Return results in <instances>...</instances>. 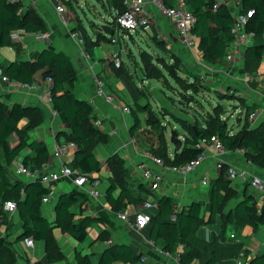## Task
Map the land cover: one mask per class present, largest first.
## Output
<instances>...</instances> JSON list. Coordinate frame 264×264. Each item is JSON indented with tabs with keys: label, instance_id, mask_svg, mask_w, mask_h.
I'll return each instance as SVG.
<instances>
[{
	"label": "trees",
	"instance_id": "trees-1",
	"mask_svg": "<svg viewBox=\"0 0 264 264\" xmlns=\"http://www.w3.org/2000/svg\"><path fill=\"white\" fill-rule=\"evenodd\" d=\"M64 3L71 0H63ZM124 0H108L111 20H106L107 27L112 30L111 37H107L100 27L96 33L88 34L83 22H77L73 33H78L86 51L93 48L98 42L109 41L116 33L115 12L124 10ZM171 6L173 0H162ZM106 3V2H105ZM187 9L194 15L196 21L191 30L192 36L198 41V48L204 53L208 62L216 63L220 60L226 62L228 50L234 41L232 32L234 26L233 11L247 13L253 10L248 31L255 33L253 44L246 47L244 52V67L250 75L255 72L264 57V43L259 42L264 36V0H240L237 8L220 5L214 8L212 0H185ZM23 4L18 1L0 0V50L4 47H12L19 54L21 48L14 43L11 32L22 30L28 34L46 33L48 31L42 19L33 8L22 11ZM78 21V20H77ZM113 43V42H112ZM145 49L140 52L141 72L144 81L139 91L141 96L147 99L145 106L136 104V109L148 113L146 124L152 129L159 130L157 145L150 148V153L160 157L169 166H179L197 158L203 149L194 148V145L202 137L217 136L225 150L230 152L241 151L247 162L264 169V126L255 130L249 129V116L252 107L243 104L245 124L241 129L234 132L229 120L224 119L220 106L229 101V95L223 96L222 91H212L203 83L202 78L194 73L189 67H183L185 77L180 75L181 68L172 65L168 68L169 76L176 82L180 92L187 91L193 99L185 94L183 99L173 100V106L182 114L191 116L193 124L187 125L181 118L176 123L181 127L174 129L183 140L181 150H173L168 146L166 129L159 125L162 121L159 114L152 108L150 102V89L145 82L161 80L156 68L150 66L145 56ZM120 58V54L117 55ZM113 67L117 72L128 71L122 61L119 67ZM235 69V68H234ZM43 79H53L52 97L53 108L57 110L67 121L70 129L68 141L77 146L74 159L66 165L81 174H90L101 169L102 163L97 160L93 150L99 144L107 142V135L94 124L95 116L87 101L78 99L73 93L74 83L78 79L77 72L70 58L63 52H55L45 49L35 61H15L1 66V73L11 81L22 85H33L35 75L42 71ZM138 75V72H137ZM139 77V75H138ZM202 94V95H201ZM203 94H206V100ZM224 94V93H223ZM171 98V99H175ZM205 105L211 106L206 107ZM199 106V107H198ZM211 108V109H210ZM165 119H166V114ZM27 119V123L20 127V122ZM186 120V119H185ZM43 123V114L38 107H25L20 103H14L8 107L0 100V205L4 206L7 201H13L17 205L20 214L23 232L20 239L32 238L45 244L49 263H55L65 259L54 229L61 231L78 242H84L88 237V229L101 220L99 218L83 217L76 220V213L72 211L80 198L87 199L88 193L82 190H72L63 193L56 198L53 221L48 220L42 214L43 197L49 193V189L40 181L29 180L10 181L7 177L6 166H11L20 157L21 153L29 149L34 155L25 156L22 163L31 168L41 170L50 160V152L45 142L31 140L29 133ZM16 136L18 143L12 146L10 138ZM59 136V135H58ZM107 163L112 172L109 178L110 187L107 192L108 202L115 212H119L124 203L139 206L143 204L151 194V190L145 183L138 187L139 191L146 193L147 197L133 194L127 186V178L130 172L124 166V160L118 155H112ZM95 178H90L93 182ZM231 180L226 177V169L213 180L211 194V209L207 222H212L217 215L224 214V208L228 200L235 196V190L231 186ZM120 187V194L115 197L113 192ZM54 198V199H55ZM157 212H152L150 225V239L160 243L163 252L168 254L177 253L179 264H233L234 259L242 251L240 242L224 245L227 241L224 235L225 226L233 223L236 227H251L253 233L264 227V211H259L253 193L246 187L244 197L239 200L233 211L225 214L222 220V232L207 240L199 235V225L202 222L203 206L199 202L177 209L174 200L169 195L156 196ZM175 217V218H174ZM206 220L204 221V224ZM2 221L0 219V226ZM147 230V229H146ZM98 240L111 241V234L102 230ZM181 247V251L177 249ZM16 251L7 237L0 234V264H15ZM144 254L136 252L126 244L111 243L104 250L97 263H92L90 258L76 253L77 264H146L142 261ZM232 260V261H231ZM231 261V262H230ZM251 264H264V254H259L251 259Z\"/></svg>",
	"mask_w": 264,
	"mask_h": 264
},
{
	"label": "crops",
	"instance_id": "crops-1",
	"mask_svg": "<svg viewBox=\"0 0 264 264\" xmlns=\"http://www.w3.org/2000/svg\"><path fill=\"white\" fill-rule=\"evenodd\" d=\"M18 1L23 4V12L29 7L33 8L36 11V14L44 22L48 31L45 33L46 38L44 40H39L35 34L18 32V38L13 41L20 46L21 51L18 54L12 47L2 48L0 50V69L2 65H7L19 60L35 61L45 49L65 53L70 58L78 75V79L73 86V93L78 99L89 103L92 108V113L95 116V121L99 122L96 126L107 135V142L97 145L93 150L97 160L102 163V167L99 171L91 173V176L93 178H98L102 182L100 187L102 196L96 199L88 194L87 199L80 198L78 203L72 207V211L76 213V220L88 216L99 218L101 220L98 223H94L88 229V236L91 228L94 229L95 234L93 240L86 239L84 242L80 243L69 235L63 233L61 229L55 228L54 234L65 259L55 263H49L44 242L35 241L34 246L30 247L26 244L25 239H20L23 232V226L18 210L7 212L4 209V206L0 205V219L2 221L0 234L7 237L13 244V248L17 255L15 264H77V252L82 256L90 258L92 263H97L104 250L111 243L126 244L131 246L136 252L143 253V259H145L143 262L146 264H179L178 257H176L177 253L168 254L163 252L160 246L161 244L155 243L150 239V227L143 231L129 229L124 222L118 218L119 212H128L132 219L134 210L139 209L142 204L135 206L133 204L124 203L122 209L119 212H115L107 199V192L110 187L109 178L112 175L107 160L112 155L120 156L124 160L125 168L130 172V176L126 181L129 190L135 195L147 197L146 193H143L138 189L139 185L143 182L141 180V175L137 170V164L147 161L146 154L150 153L149 149L151 148L140 141L139 138L143 135L146 129L151 130L152 128L146 124L148 113L136 109V104L141 105L142 107L145 106L147 99L144 96H141L139 91V88L142 86L141 81L140 84L135 85V87L130 85L121 76L124 75V73L120 74V72H117L113 67L112 61L114 56L120 54L122 45L128 46V39L135 42L136 37H139L141 40L145 41L146 37L151 33L150 26L147 29H142L135 33L120 31L119 42L115 43L114 47L104 45V42L101 41L93 48L86 51L84 45L79 41V38L73 35V29L76 24L75 20L66 13L67 10L64 14H59L51 0ZM174 1L175 0H173V2ZM239 1L240 0H238V2ZM103 20V24L107 25V19L103 17ZM158 22H161L164 28L177 30L175 24L170 19L163 17L159 12L153 10L152 24L157 27L158 32H161L163 27L156 25ZM100 27L102 28V26ZM86 31L88 34H91L87 29ZM106 36L110 37V35ZM259 42L264 43V38L262 37ZM250 44H253V42ZM245 50L246 47L243 46L240 55L236 56L235 62L232 66L228 65V63L225 62V59L216 63H211L205 59L204 53L198 48L197 41V47L192 50L189 49L190 55L187 58L191 62L192 68L190 67V69H193L192 71L199 75L202 78L203 83L211 88L212 91H223L232 86V88L238 92L242 104L239 107L240 110L238 109L234 114L236 116L235 124H237V126L233 127L234 124L230 125L234 129V132L241 129L245 124L244 114L241 112L243 104L251 106L253 108L251 113H256V117L253 119H250L249 116V129L255 130L261 125L264 126V78H253L254 74L257 75L259 73L262 60L260 61L258 69L250 75L244 67L243 55ZM238 58L240 60H238ZM121 61L123 60L121 59ZM237 62L241 63L240 67L237 66ZM232 68L235 69L231 70ZM42 72L43 70L36 73L34 83L31 87L18 84L14 81H3L0 76V100H2L8 107L14 103H20L25 107H38L40 109L43 114V123L36 129L32 130L29 135L31 140L43 141L46 143L50 152V160L48 164L45 165V168L55 170L59 168V164L54 157L56 144H66L71 131L66 119L61 114L55 117L52 113L53 106L42 96L44 84ZM97 76L103 80L105 91L108 94L110 93L113 95L115 99L114 103L107 102L105 97L98 93L96 85ZM146 83L147 82L144 84ZM158 102L161 104L163 103L161 101ZM238 103L239 101L235 100L232 102V105L238 106ZM125 105L132 107L130 113L123 111L122 107ZM162 105L166 106L164 103ZM143 113L146 115L141 116ZM166 120H168L167 115ZM26 123L27 119L22 120L20 122V127H23ZM10 143L12 146H15L18 143L16 136L10 138ZM144 146H148V149ZM172 147L174 146L172 145ZM171 151L173 152L172 149ZM76 152L77 148L70 152L67 161L65 162L66 164L74 159ZM207 153L208 157L204 165L185 178L172 172H167L165 174V182L161 189L159 191H153L150 189L151 194L148 195L147 200L153 201L156 200V196L169 195L173 198L177 209H182L196 201L203 206V209H209L210 212L212 184L211 186H203L197 182L198 179L204 175L211 177L213 182L222 171L217 172L215 168L217 158H214L210 151ZM28 155H34V153L31 150L26 149L21 153L20 157L13 165L6 166L7 177L10 181H39L38 179H32L17 173L18 164ZM218 159H221L227 164L233 163L239 167H246L252 174L264 177V169L253 164L248 166L247 161L243 157V152L241 151L230 152L225 150L224 153L218 155ZM231 186L236 193L235 196L231 198V201L227 203V206L223 211L224 213L228 214L235 209L236 204L244 197L246 187H248L250 193L254 194L259 211H264V196H256V192L254 193L249 188L247 181L235 180L231 182ZM147 187L149 186L147 185ZM76 189L80 190L73 184V178H61L55 184V196L58 199V196L61 194ZM120 192V187H117L113 194L117 197ZM54 198L52 203L43 204L42 206V214L50 221H53L56 217L54 211L56 198ZM231 202H233V205L228 206ZM152 212H157V207L154 208ZM207 219H209V214ZM207 219L206 223L201 226L202 228L210 223L207 222ZM216 219L222 222L221 215H217ZM244 228L247 234L253 232L251 227L247 226ZM102 230L110 232V242L98 240V236ZM239 242L242 244V251H244L250 259L255 258L259 254H264V252L252 251L243 241ZM229 244L230 243L226 242L224 245L226 246ZM178 251H181V247L177 249V252ZM117 264L124 263L118 262ZM194 264L198 263L196 262Z\"/></svg>",
	"mask_w": 264,
	"mask_h": 264
},
{
	"label": "built area",
	"instance_id": "built-area-1",
	"mask_svg": "<svg viewBox=\"0 0 264 264\" xmlns=\"http://www.w3.org/2000/svg\"><path fill=\"white\" fill-rule=\"evenodd\" d=\"M15 1V0H12ZM55 5L56 11L59 14H64L66 8L63 0H51ZM214 8L220 5H226L231 8L238 7V0H212ZM124 10L122 12L116 11L114 14L116 16V33L112 38V42H119V32L135 33L142 29H147L153 22V10L159 12L162 16L170 19L176 26L179 36L183 45L187 49H194L197 46V39L192 36L191 30L195 24L194 15L187 9L185 0H175L171 6L166 5L162 0H124L123 1ZM253 15V10H249L247 13H239L238 11H233V16L235 19L232 32L234 34V41L228 50L226 57V62L228 65L234 64L237 55H240L242 47H247L248 44L252 43L255 39V33L253 31L247 30V25L251 16ZM18 32L26 34L22 30H15L11 32V37L13 40L18 38ZM39 40H44L46 38L45 33L35 34ZM73 35L79 38L81 43L82 40L78 33H73ZM111 37V35H110ZM113 61L116 67L121 65V58L114 56ZM0 76L3 81H11L7 76H3L0 69ZM96 85L98 93L104 96L106 101L109 103H114L115 99L112 94H108L104 89L103 80L97 76ZM31 87L30 85H25ZM52 87L53 79L48 77L44 79L42 96L53 106L52 97ZM123 111L130 113L132 107L125 105L122 107ZM52 113L55 117L59 116L60 113L53 108ZM256 117V113L252 112L250 114V119ZM95 125H98V121H94ZM77 148L76 144L72 141H68L66 144H56V149L54 152V157L59 164V168L51 170L43 167V169H31L20 162L17 166V173L22 176H27L32 179H38L42 184L47 186L49 193L43 197V204L52 203L55 197L56 190L55 184L61 178H73V184L80 190H84L93 198H100L102 192L100 190L101 181L95 178L93 182L90 178H93L90 174H81L77 171H72L67 165V157L72 150ZM194 148L203 149V152L197 156L196 159L189 161L185 164L179 166H169L160 157L154 156L151 153L146 154L147 161L140 162L137 164V170L141 175V180L143 183L148 185L151 190L159 191L165 182V174L167 172H172L176 175L187 177L189 174L197 170L199 167L203 166L208 157V151H210L214 158H217L215 163V168L217 172H221L226 169V177L231 180H241L247 181L249 188L262 196H264V177L260 175L252 174L248 168L239 167L236 164L225 163L221 159H218V155L225 152L224 145L220 139L213 135L211 137H202L194 145ZM251 162H247V165H251ZM198 184L203 186H211L212 178L204 175L198 179ZM157 207L155 200H146L139 209L134 210L133 218L131 219L128 212H119L118 218L124 222L127 228L143 231L150 227L152 221V210ZM4 209L7 212H13L17 210V205L13 201H7L4 204ZM175 218V217H174ZM231 238H235L231 235ZM25 242L28 246H34V240L32 238H26ZM142 261H145L143 259ZM234 264H251V259L246 255L244 251H241L239 256L235 258Z\"/></svg>",
	"mask_w": 264,
	"mask_h": 264
},
{
	"label": "rangeland",
	"instance_id": "rangeland-1",
	"mask_svg": "<svg viewBox=\"0 0 264 264\" xmlns=\"http://www.w3.org/2000/svg\"><path fill=\"white\" fill-rule=\"evenodd\" d=\"M107 4L108 0H71V2L66 1L64 3L65 8L67 10L66 13H68L69 16L75 20V24H77V22L80 24L79 20L81 19L80 21L83 22L84 26L91 34L93 32L96 33L100 30L99 25H104L103 17L107 20H110V9ZM156 25H160L163 27V24L161 22L156 23ZM150 30L151 33L148 37H146L145 41L141 40L139 37H136L135 42L128 39V46L122 45V49L120 51L121 59L128 66V71L124 72V75L121 76L133 87H135V85L140 84V80L137 75L136 63H141L140 52L142 51V49H145V56L150 66L156 68L159 72V75H162L163 77L161 80L153 79L146 83V85L148 86L150 84L152 85V88L150 89V93L152 96L149 100L152 104L153 110L157 112L161 117L162 121L159 123V125L162 124L161 126L166 129V138L168 141V146L169 148L174 150V147H172V144L170 143V132L174 129V127L181 130V127L176 123V119L181 118L183 120L184 118L186 127L187 125L191 126L193 124V119L191 116L182 114L173 106V100H181L185 97V94H187L188 96L189 93L187 91H182V93L180 92L179 87L176 85V82L169 76L168 68L172 65L179 66L181 68L180 75L182 77H185V73L182 68L184 66L192 68L191 62L187 59L190 55V51L189 49H186L183 46V43L179 34L177 33V30L163 27L161 32H158L157 27L152 23L150 25ZM102 42H104V45H110L112 47L115 46L114 43H110L107 41ZM238 60L240 59L238 58ZM237 66L240 67L241 63L237 62ZM233 69L234 68H232L231 70ZM253 78H264V57L261 61L259 73L257 75L254 74ZM222 92L224 93H222L223 96L226 97L229 95L228 97L230 99L229 101H227V103H224L222 106H220L219 111L223 112V118L228 119L230 125L234 124L233 127H236V116L234 114L241 106L242 101L238 96V92L234 88H232V86L226 88ZM206 96V94H203L202 97H204V99L206 100ZM175 97H177V99ZM189 99H193V97L189 95L186 100ZM235 100L239 101L238 106L232 105V102H234ZM158 101L163 102L164 104H166V106H163V103L161 104ZM205 106L211 107L208 105ZM164 114L167 115L168 120L164 118ZM143 115L146 114L143 113L141 116ZM158 131L159 130L156 129H146L139 139L143 143L147 144L149 147L156 146L158 142L156 134L158 133ZM148 146L144 147L148 149ZM255 194L256 196H260V194ZM229 201H231V199L228 200V203ZM231 205H233V202H231L228 206ZM208 214L209 209H203V219L202 222L199 224L200 226L204 225V221L207 219ZM225 214L226 213L222 214V220L225 219ZM222 230V222L216 219L207 224L206 227L199 228L198 233H200L199 235H202L203 238L211 240L214 236H218L222 232ZM245 231V228L236 227L235 224L228 223L225 226L224 230L226 241L230 243L243 241L252 251L264 252V227L260 228L259 231L256 233L250 232L247 234ZM94 234V229L91 228L87 240H93ZM231 234H234L235 238H231ZM176 257H178V255ZM198 264L202 263L199 262Z\"/></svg>",
	"mask_w": 264,
	"mask_h": 264
},
{
	"label": "water",
	"instance_id": "water-1",
	"mask_svg": "<svg viewBox=\"0 0 264 264\" xmlns=\"http://www.w3.org/2000/svg\"><path fill=\"white\" fill-rule=\"evenodd\" d=\"M102 31L105 35H112V30L109 29L105 24L102 26ZM136 64H137V72L139 78L141 81H144V77L142 76V72H141V64L140 63H136ZM149 88H151V85L149 86ZM170 143L175 147L177 151L181 150L183 146V140L178 135L175 129L171 130L170 132Z\"/></svg>",
	"mask_w": 264,
	"mask_h": 264
}]
</instances>
